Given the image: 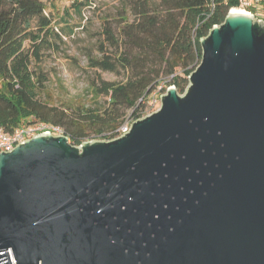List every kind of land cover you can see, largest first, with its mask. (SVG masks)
Returning a JSON list of instances; mask_svg holds the SVG:
<instances>
[{
  "label": "water",
  "instance_id": "1",
  "mask_svg": "<svg viewBox=\"0 0 264 264\" xmlns=\"http://www.w3.org/2000/svg\"><path fill=\"white\" fill-rule=\"evenodd\" d=\"M233 10L121 137L0 152V264H264V21Z\"/></svg>",
  "mask_w": 264,
  "mask_h": 264
},
{
  "label": "trees",
  "instance_id": "2",
  "mask_svg": "<svg viewBox=\"0 0 264 264\" xmlns=\"http://www.w3.org/2000/svg\"><path fill=\"white\" fill-rule=\"evenodd\" d=\"M103 0H0V126L6 132L37 123L63 129L74 145L113 140L127 121L144 117L156 89L184 94L202 60L200 41L225 22L240 0H116L99 15L90 101L45 98V68L71 36L74 16L97 11ZM109 72L122 79L109 81ZM156 93V96L154 93ZM157 104V103H156ZM130 119V120H129Z\"/></svg>",
  "mask_w": 264,
  "mask_h": 264
},
{
  "label": "rangeland",
  "instance_id": "3",
  "mask_svg": "<svg viewBox=\"0 0 264 264\" xmlns=\"http://www.w3.org/2000/svg\"><path fill=\"white\" fill-rule=\"evenodd\" d=\"M60 4L69 5L70 0H60ZM114 7H116V0H103L96 12L86 9L83 11V17L74 16L75 21L73 20L72 23H82L83 27H75L71 36H64L60 50L48 56L45 61V68L51 77L43 95L45 98L90 101L89 85L92 82L94 71L87 68L88 56L96 53V45L101 37L102 28L99 15L103 11L113 12ZM103 77L109 81L122 79L121 76L109 72H103ZM156 91L160 96L159 100L155 106L152 101L149 102L150 105L144 117L158 111L161 107V97L167 91L162 90L161 87H158ZM130 122L134 121L130 120ZM95 140L101 139L88 141Z\"/></svg>",
  "mask_w": 264,
  "mask_h": 264
},
{
  "label": "built area",
  "instance_id": "4",
  "mask_svg": "<svg viewBox=\"0 0 264 264\" xmlns=\"http://www.w3.org/2000/svg\"><path fill=\"white\" fill-rule=\"evenodd\" d=\"M240 4V7L236 9L243 10L244 12L250 13L252 16L264 21V0H240ZM261 9H263L262 12ZM161 88H163V86ZM156 93H154L155 96ZM152 102L155 106L157 103V98L154 97ZM131 125L132 123L130 121H127L122 126L120 131L121 133L117 138L129 132L131 129ZM45 132H50L54 135H64L62 128L47 123H37L29 126L19 127L12 132H6L4 128L0 126V152L14 149L19 143L27 141L35 137L37 134ZM8 253L11 259V263L17 264L12 251L8 250Z\"/></svg>",
  "mask_w": 264,
  "mask_h": 264
},
{
  "label": "bare ground",
  "instance_id": "5",
  "mask_svg": "<svg viewBox=\"0 0 264 264\" xmlns=\"http://www.w3.org/2000/svg\"><path fill=\"white\" fill-rule=\"evenodd\" d=\"M233 11H235V12H244L243 10H239V9H234Z\"/></svg>",
  "mask_w": 264,
  "mask_h": 264
}]
</instances>
